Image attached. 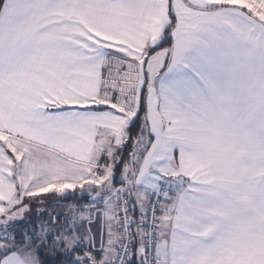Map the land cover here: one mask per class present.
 Listing matches in <instances>:
<instances>
[{"label":"snow or ice","instance_id":"1","mask_svg":"<svg viewBox=\"0 0 264 264\" xmlns=\"http://www.w3.org/2000/svg\"><path fill=\"white\" fill-rule=\"evenodd\" d=\"M0 264H264V0H0Z\"/></svg>","mask_w":264,"mask_h":264},{"label":"built area","instance_id":"2","mask_svg":"<svg viewBox=\"0 0 264 264\" xmlns=\"http://www.w3.org/2000/svg\"><path fill=\"white\" fill-rule=\"evenodd\" d=\"M131 251V250H130Z\"/></svg>","mask_w":264,"mask_h":264}]
</instances>
